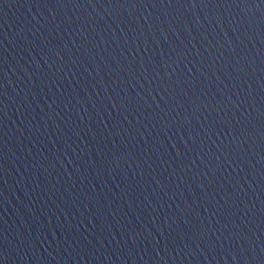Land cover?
<instances>
[{
	"label": "water",
	"instance_id": "obj_1",
	"mask_svg": "<svg viewBox=\"0 0 264 264\" xmlns=\"http://www.w3.org/2000/svg\"><path fill=\"white\" fill-rule=\"evenodd\" d=\"M0 264H264V0H0Z\"/></svg>",
	"mask_w": 264,
	"mask_h": 264
}]
</instances>
